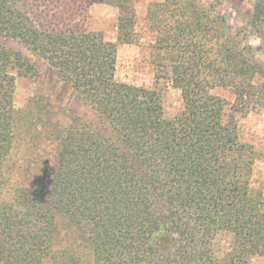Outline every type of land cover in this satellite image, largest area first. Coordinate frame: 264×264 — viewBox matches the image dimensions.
Segmentation results:
<instances>
[{
	"label": "trees",
	"instance_id": "16d2710c",
	"mask_svg": "<svg viewBox=\"0 0 264 264\" xmlns=\"http://www.w3.org/2000/svg\"><path fill=\"white\" fill-rule=\"evenodd\" d=\"M108 1L118 8V40L135 42L134 1ZM48 2L35 4L50 12ZM220 2L149 5L156 73L145 87L116 79L117 43L102 33L75 30L64 12L56 26L58 12L35 16L28 0H0V38L23 44L80 104L37 95L17 110L16 76L41 70L0 42V264H251L264 256V196L252 185L261 153L240 135V118L264 105V62L261 47L217 11ZM245 19L264 38V0ZM168 83L181 91L172 115ZM22 146L29 155L17 159Z\"/></svg>",
	"mask_w": 264,
	"mask_h": 264
},
{
	"label": "rangeland",
	"instance_id": "374dc122",
	"mask_svg": "<svg viewBox=\"0 0 264 264\" xmlns=\"http://www.w3.org/2000/svg\"><path fill=\"white\" fill-rule=\"evenodd\" d=\"M50 12L41 11L45 7L36 6V0H28L29 3L23 5L28 11L41 18H51L50 15L55 11L60 14L53 19L56 26H61V19L64 12L67 21L75 30L97 31L103 34L108 41L117 43V61L115 77L118 81L134 84L138 86L154 87L155 86V63L153 43L155 35L148 28L146 15L151 3L163 0H133L137 12V40L133 43H123L118 40V8L108 0H50ZM207 3L209 0H203ZM256 0H221L217 6V11L224 14L228 22L235 30L240 27L247 34V42L254 47L260 46L256 54L264 62V38L249 32L246 29V16L253 10ZM42 13V15H41ZM69 17V18H68ZM0 42L6 43L14 48L23 51L24 54L32 58L41 70L39 77L16 76V88L14 94L15 108L23 109L29 99L41 95L52 97L57 106H66L77 108L80 104L74 96V92L57 75H54L48 68L38 60L31 52L20 42L16 40H5L0 38ZM258 82L264 81V76L257 78ZM216 93L228 96V92L216 89ZM164 102L167 114H174L182 104L181 91L175 88L171 83L165 84ZM52 106V105H51ZM52 115L53 119L57 118L63 125L66 118L58 112V115ZM240 135L244 142L255 146L261 153L259 159L255 162L252 185L257 192L264 196V105L259 109L250 112L240 118ZM25 146L18 149L15 153L17 159H23L29 155L25 153ZM50 152V147L49 151ZM38 156V155H37ZM49 153L45 154V159L49 158ZM41 155L37 157L33 167H29L31 173L40 171L38 162L42 160ZM227 243L224 242V244ZM251 264H264V256H255Z\"/></svg>",
	"mask_w": 264,
	"mask_h": 264
}]
</instances>
